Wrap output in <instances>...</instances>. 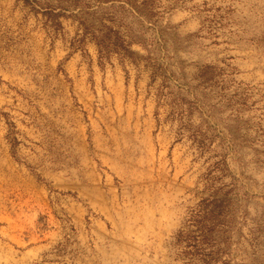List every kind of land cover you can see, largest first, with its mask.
Segmentation results:
<instances>
[{
    "label": "rangeland",
    "instance_id": "1",
    "mask_svg": "<svg viewBox=\"0 0 264 264\" xmlns=\"http://www.w3.org/2000/svg\"><path fill=\"white\" fill-rule=\"evenodd\" d=\"M49 1L0 0V264H264V0H154L138 63Z\"/></svg>",
    "mask_w": 264,
    "mask_h": 264
},
{
    "label": "trees",
    "instance_id": "2",
    "mask_svg": "<svg viewBox=\"0 0 264 264\" xmlns=\"http://www.w3.org/2000/svg\"><path fill=\"white\" fill-rule=\"evenodd\" d=\"M36 1L38 0H25L27 4H33ZM65 1L68 4H63ZM86 1L58 0L59 4L56 5H52L53 2L49 1L42 13L52 18L54 26L58 31L64 28L60 20L61 17L77 22L78 26L83 29V32L78 34L80 42L84 44L87 37L90 36V39L97 45L100 57L116 53L123 59L129 58L133 62L138 63V58L141 55L132 49V45L134 43L145 45L146 39L143 36L144 34H137L133 30L132 25L126 23L125 17L127 14H130L136 16L137 19H139V16H143L147 20H152V15H155L151 10L154 6V0ZM108 3L109 5L104 6V4ZM95 6L97 8L92 9ZM75 10H80V12H75ZM220 199L218 197L213 200H210V198L203 199L201 203H205L204 207L193 215V217H199L197 219L194 218V221L198 223V231L202 239L207 238V230H210L207 229L208 225L205 219H213L215 216L213 215L214 210L210 209L209 205ZM179 232L180 234L184 232V234L190 235L192 230L184 229Z\"/></svg>",
    "mask_w": 264,
    "mask_h": 264
}]
</instances>
